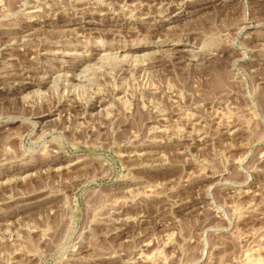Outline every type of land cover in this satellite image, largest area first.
I'll use <instances>...</instances> for the list:
<instances>
[{
	"label": "rangeland",
	"instance_id": "obj_1",
	"mask_svg": "<svg viewBox=\"0 0 264 264\" xmlns=\"http://www.w3.org/2000/svg\"><path fill=\"white\" fill-rule=\"evenodd\" d=\"M0 264H264V0H0Z\"/></svg>",
	"mask_w": 264,
	"mask_h": 264
},
{
	"label": "bare ground",
	"instance_id": "obj_2",
	"mask_svg": "<svg viewBox=\"0 0 264 264\" xmlns=\"http://www.w3.org/2000/svg\"><path fill=\"white\" fill-rule=\"evenodd\" d=\"M113 54V53H112Z\"/></svg>",
	"mask_w": 264,
	"mask_h": 264
}]
</instances>
